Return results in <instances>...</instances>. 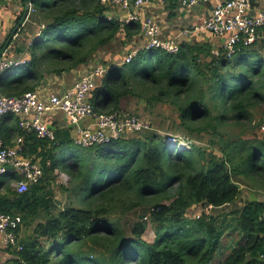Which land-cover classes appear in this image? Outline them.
I'll return each mask as SVG.
<instances>
[{"label":"trees","instance_id":"16d2710c","mask_svg":"<svg viewBox=\"0 0 264 264\" xmlns=\"http://www.w3.org/2000/svg\"><path fill=\"white\" fill-rule=\"evenodd\" d=\"M32 3L43 22L39 36L29 62L0 77V95L34 91L49 76L88 65L100 50L116 41L126 47L141 34L140 23L122 27L110 19L101 0ZM212 50L208 43L181 44L177 53L141 50L132 63L112 66L91 94L96 112L119 113L141 87L154 91L152 106L164 102L178 113L175 132L90 147L68 133L56 131L55 142L26 134L23 153L41 157L45 175L23 194L6 182L11 173L0 178V211L22 217L23 249L11 250L6 264H264V201L249 200L224 219L214 214L237 205L245 187L264 186V138L227 130L264 105V44L257 36L241 40L230 56ZM1 133L25 134L12 114ZM205 137L206 148L192 142ZM57 170L71 179L65 206L54 200ZM194 206L200 217L188 216ZM138 210L134 221L124 220ZM150 226L153 240L145 237ZM230 232L239 236L236 245L217 262Z\"/></svg>","mask_w":264,"mask_h":264},{"label":"built area","instance_id":"2783aa9c","mask_svg":"<svg viewBox=\"0 0 264 264\" xmlns=\"http://www.w3.org/2000/svg\"><path fill=\"white\" fill-rule=\"evenodd\" d=\"M159 1V3L165 4L167 0ZM204 1L207 0H182V4L192 7ZM101 3L109 7L110 19L119 21L122 27L132 22H142L140 23L145 50L160 49L171 53H177L180 50V44L175 40L162 38L161 29L154 19L142 20L133 10V6L140 8L149 3V0H101ZM28 5L29 13H36L33 3L28 2ZM251 10V0L219 2L198 29L211 32L217 38H225L221 49L228 51L230 56L235 52V46L241 40L246 43L254 42L259 29L264 26V13L251 15ZM139 51L131 49L127 52L123 64L132 63ZM220 51L217 48L213 54L219 56ZM28 62L29 60L15 61L5 50L0 54V77L9 70L24 66ZM110 69L109 66L97 63L87 69L73 86L62 93L45 92L43 94L41 91L43 89H37L19 96L0 95V178L10 174L11 170L17 172L18 179L9 177L12 188L17 193H26L31 186L44 178L42 158L27 156L23 152L26 145L25 137L28 133H34L38 138L50 142L56 141L55 130L50 128L45 120L51 114L63 112L70 122L76 125L73 142L82 147L105 144L134 134L153 131L151 123L139 116L95 111L90 99L91 94ZM10 114L18 119L19 127L25 134L18 136L14 145L7 146L2 138L1 123ZM87 119H91L92 122L86 126L80 125ZM60 177L62 181L69 179L66 174H60ZM210 210H212V206H208L206 211L210 212ZM196 216L200 217L198 214ZM21 224L22 217L20 215L0 211V234L4 248L18 251L23 249L19 234Z\"/></svg>","mask_w":264,"mask_h":264},{"label":"crops","instance_id":"0c3cea01","mask_svg":"<svg viewBox=\"0 0 264 264\" xmlns=\"http://www.w3.org/2000/svg\"><path fill=\"white\" fill-rule=\"evenodd\" d=\"M225 1L226 0H207L195 6L186 7L182 4V0H167L165 4L159 3V0H149V3L140 8L133 6V10L141 17L142 20L149 18L154 19L161 29L162 38L175 40L178 44H180V47L181 44L208 43L213 48V54V51L217 48L222 50L221 47L225 42V38H217L211 32L201 31L198 29V27L201 26L203 21L211 15L213 9L219 2ZM28 2H32V0H0V54L7 50L10 58L14 59L15 61L30 60L31 45L36 40L37 36H39V29L43 23H41V20L32 13L27 15L26 12L28 9ZM251 2V15L264 13V0H251ZM18 26L20 27L16 30ZM258 39L263 41L264 44V26L258 31ZM143 45L144 41L142 38L141 29V34L137 35L133 42H129L127 44V52L131 50L128 48H133L140 51L145 50ZM125 55L120 57L121 60L118 64H102L109 66L110 68L115 65L123 66L125 65L123 64ZM93 62L94 61L88 65H81L77 69H74L68 73H64L61 76L52 75L51 77H48L47 80H45L41 85H39L37 89H43L41 90L43 94L45 92L62 93L73 86L87 69L91 68L93 65H96L93 64ZM45 120L50 128L55 130V132L58 131L60 134L68 133L72 139L74 138L76 125L71 123L63 112L51 114L47 116ZM90 122H92V120L87 119L80 123V125L86 126ZM6 126L11 127L12 123L9 122ZM17 137L18 136L15 135L12 137V139H8L6 136L5 140L4 136L2 135L4 143L7 146L14 145ZM16 175L17 172L11 170V177ZM6 182L11 183V180L7 178ZM254 198L257 197L254 194H251L250 199L246 201L243 200L240 206ZM257 199L261 200L259 198ZM225 245H231V241L227 242ZM1 249L5 250V252L8 254V257H12V254H10L11 250L3 247L2 235L0 234V250Z\"/></svg>","mask_w":264,"mask_h":264},{"label":"rangeland","instance_id":"374dc122","mask_svg":"<svg viewBox=\"0 0 264 264\" xmlns=\"http://www.w3.org/2000/svg\"><path fill=\"white\" fill-rule=\"evenodd\" d=\"M133 49V48H128ZM127 48L122 45L120 41L114 42L112 45L100 50L97 52L93 59V64L103 63L107 65L108 63H120V57H123L127 53ZM51 77V76H49ZM155 92L151 90H147L146 88L141 87L138 91V95L136 97H131L124 100L123 108L125 114H134L139 116L141 119L148 121L151 123L153 127V131H148L144 133H140L142 136L158 132L160 134H169L172 131L175 132L177 127H173L175 123H179L178 113L174 111L168 104L164 102H157L154 106H152L149 101L154 96ZM227 130L234 131L235 133L242 136L244 139H263L264 138V105L257 104L255 108L252 109V114L248 120H244L240 123H232L227 126ZM138 134V135H140ZM178 136L182 137V133H177ZM135 135V134H134ZM132 135V136H134ZM183 138V137H182ZM208 141V137L198 138L192 140L194 144L202 145L206 148V143ZM181 146H188V143H184L183 140L180 141ZM67 152V151H64ZM60 174H66L69 178L67 181H62ZM54 180L52 183V191L54 195V200L61 203L62 206H65L70 202L72 198L68 189L71 186V179L67 173L59 172L57 170L54 174ZM66 189V190H65ZM254 194L257 198L264 200V186L262 188H250L245 187L243 190V194L241 200L237 203V205L226 206L222 209L215 210L214 214L219 216L220 219H224L226 215L232 212L235 207L240 206L241 202L244 200L250 199V195ZM202 211L201 207L194 206L188 213V216H196L200 215ZM141 213L140 210L132 212L128 217L126 216L124 220L127 219L134 221L135 218ZM231 218V217H230ZM228 220H231V219ZM25 234V230H23L22 235ZM231 238H230V237ZM147 240H153L155 237L154 230L152 227H149V231L146 234ZM236 238L239 236L236 233L230 232L223 240V245L219 249L217 254V262L222 261L223 257L231 252L232 248L236 245ZM231 241V245L226 246L227 242ZM225 245V246H224ZM10 259L5 250H0V264H6ZM216 262V263H217Z\"/></svg>","mask_w":264,"mask_h":264},{"label":"water","instance_id":"95a60500","mask_svg":"<svg viewBox=\"0 0 264 264\" xmlns=\"http://www.w3.org/2000/svg\"><path fill=\"white\" fill-rule=\"evenodd\" d=\"M26 13H27V15L29 14V5H28V9H27V12H26ZM19 27H20V26H18V27L16 28V30H17ZM16 30H15V31H16Z\"/></svg>","mask_w":264,"mask_h":264}]
</instances>
